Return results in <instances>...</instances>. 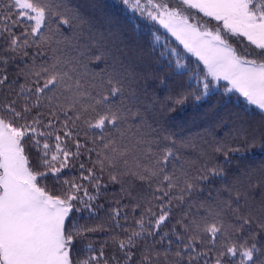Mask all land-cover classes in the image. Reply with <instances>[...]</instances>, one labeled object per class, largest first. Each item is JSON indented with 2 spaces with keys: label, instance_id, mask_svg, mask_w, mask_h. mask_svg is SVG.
Segmentation results:
<instances>
[{
  "label": "snow or ice",
  "instance_id": "snow-or-ice-1",
  "mask_svg": "<svg viewBox=\"0 0 264 264\" xmlns=\"http://www.w3.org/2000/svg\"><path fill=\"white\" fill-rule=\"evenodd\" d=\"M0 5V89L6 93L0 100V264H264L259 240L264 215L246 211L240 201L246 203L247 194L239 190L232 196L229 189L228 200L198 218L185 214L170 231H160L173 201L190 199L201 182L223 176L225 167L205 163L193 176L175 141L155 138V129L133 110L139 99L134 77L114 53L97 55L81 42L86 22L81 15L72 14L63 0H0ZM115 5L131 14L134 25L139 20L161 25L196 58L197 68L202 64L200 72L191 69L198 87L179 93L177 104L189 97L204 101L215 94L213 82L224 81V93H238L255 105L264 122V0H115ZM168 54L174 57L167 61L172 74L184 75L185 58L174 48ZM108 57L111 71L97 79L89 62ZM17 58L24 67L10 80L8 67ZM130 121L142 123L134 128ZM240 137V147L214 149L227 164L230 153L250 145L264 150V135L258 140L242 130ZM105 174L111 184L132 175L152 191L135 221L138 230L131 232L120 224L127 215L115 201L110 216L125 238L113 237L120 254L111 256L105 244L97 249L84 243L101 227L80 223L85 213L91 219L103 208L95 202L108 187ZM157 236L162 251L153 244L137 253L139 240ZM78 243L81 256L74 252Z\"/></svg>",
  "mask_w": 264,
  "mask_h": 264
},
{
  "label": "trees",
  "instance_id": "trees-1",
  "mask_svg": "<svg viewBox=\"0 0 264 264\" xmlns=\"http://www.w3.org/2000/svg\"><path fill=\"white\" fill-rule=\"evenodd\" d=\"M63 2L72 14L78 13L86 21L81 42L90 43L97 55L107 51L114 53L128 75L134 77L131 83L139 99L138 107L133 110H139L144 121L155 129V138L162 140L163 137H170L174 140L180 159L191 166L188 170L193 176L205 163L209 166L221 164L225 167L223 176L215 177L212 183L201 182L190 199L183 203L173 201L171 217L160 231H170L185 214L198 218L209 207L215 209L217 205L229 199V189L232 190V196L236 190L247 194V202L242 199L240 204L254 217L264 215V150L250 145L247 150L232 152L230 164L225 162L222 153L214 151L218 146H224L226 149L240 147L242 130H247L259 140L264 135L260 110L248 104L238 93H224L223 84L213 90L215 94L206 97L204 101H193L189 97L185 103L177 104L175 101L179 93H186L191 88L198 87L191 69L200 72L203 66L201 64L197 68L199 62L196 58L188 54L169 32L153 21L139 20L134 25L129 19L131 14L122 7H117L115 0ZM155 35L160 36L159 41L154 40ZM172 48L186 60L189 70L184 75H173L172 68L167 64L168 60L174 59L168 54ZM34 51L35 49L30 50V55ZM161 53L165 55L162 56ZM111 66L112 57H108L106 62L95 59L89 62V70L97 74V79L100 73L111 71ZM23 67L24 64L19 58L16 63H10V80L16 79ZM20 82H24L23 78H20ZM0 93H3L2 89ZM4 95L6 93L0 94V100ZM222 95L226 98L224 103L220 102ZM129 123L133 124L132 121ZM139 123L142 121H137L133 127ZM84 162L88 166L87 160ZM65 176L71 178L72 173L66 172ZM104 183L108 187L95 202L102 204L103 208L97 209V214L91 219H87V213L84 214L85 218L80 219L81 224H87L89 227L99 225L102 230L89 234L84 243H92L97 249L101 244H105L107 256L113 253L119 255L113 237L124 239L125 231L115 227L112 222L110 212L117 206L115 201L121 202L122 212L127 215V220L123 216L120 217V224L131 232L138 230L135 221L140 219L147 201L152 199V191L147 182L132 175H125L121 183L111 184L105 174ZM122 186L124 192L121 191ZM136 204H140V208L133 211ZM153 211L159 214L155 206ZM226 220L230 221L231 216L226 217ZM259 240L264 242V233L259 235ZM157 241L158 236L139 240L137 253L139 254L145 246L153 244L162 251ZM81 247L82 244L78 243L74 249L77 256L82 255L79 251Z\"/></svg>",
  "mask_w": 264,
  "mask_h": 264
},
{
  "label": "rangeland",
  "instance_id": "rangeland-1",
  "mask_svg": "<svg viewBox=\"0 0 264 264\" xmlns=\"http://www.w3.org/2000/svg\"><path fill=\"white\" fill-rule=\"evenodd\" d=\"M161 26V25H160ZM162 27V26H161ZM163 28V27H162ZM164 29V28H163ZM164 30H166V29H164ZM167 31V30H166ZM168 32V31H167ZM171 34V33H170ZM175 38V37H174ZM179 42V41H178ZM183 46V45H182ZM188 53V52H187ZM188 54H190V53H188ZM191 55V54H190ZM221 84H223L224 86L226 85V82H224V81H219V82H213V84H212V91L213 90H216V89H218V88H220L221 87ZM243 98V97H242ZM244 99V98H243ZM246 101V100H245ZM247 102V101H246ZM255 106V105H254Z\"/></svg>",
  "mask_w": 264,
  "mask_h": 264
}]
</instances>
